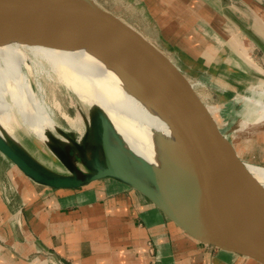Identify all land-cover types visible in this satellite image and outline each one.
I'll return each mask as SVG.
<instances>
[{"label":"crops","instance_id":"1","mask_svg":"<svg viewBox=\"0 0 264 264\" xmlns=\"http://www.w3.org/2000/svg\"><path fill=\"white\" fill-rule=\"evenodd\" d=\"M145 1L147 11L143 13L147 21L163 22L164 35L191 36L197 45L216 46V53L200 50L216 62L226 60L225 68L232 75L244 74L241 80L247 83L263 80L264 51L232 18L264 42V0ZM228 35L239 39L237 43L229 40L233 48L225 45ZM253 55H258L259 59L255 56L257 60H253ZM253 72L256 79L249 78ZM245 99L261 102L264 90H253ZM245 116L251 117L248 113ZM47 128H44V136L46 142H50ZM247 154L246 149L245 157L250 158ZM5 157L0 152V165L9 164L13 169L18 207L12 206L13 199L1 184L0 173V234L5 239L0 238V241L4 244L13 238L17 250L27 252L23 257L26 264L35 259L31 257L35 251L27 250L30 246L26 240L29 239L33 247L35 238L46 248L44 251L52 252L59 260L67 258L72 264H209L212 256L205 243L187 234L139 192L128 190L130 187L123 182L102 178L107 179L102 188L89 192L52 188L26 176ZM112 180H116L115 187L108 188ZM17 212H20L19 226L15 222ZM3 246L0 244V249L5 251ZM216 250L218 257L226 259ZM0 255V264L17 263V260L6 259L5 252ZM40 261L34 264H41Z\"/></svg>","mask_w":264,"mask_h":264},{"label":"water","instance_id":"2","mask_svg":"<svg viewBox=\"0 0 264 264\" xmlns=\"http://www.w3.org/2000/svg\"><path fill=\"white\" fill-rule=\"evenodd\" d=\"M26 4L36 12L0 9V40L62 46L39 31L38 20L51 23L69 35L92 40L97 47L115 56L118 61L113 63L118 70L160 98L176 119L189 121L194 127L203 128L206 134H219L208 112L207 105L210 104L196 91L195 82L172 58L171 51L150 38L149 33L103 8L95 0H37ZM232 19L264 51V42L235 18ZM97 115L101 124L100 146L104 166L95 167L92 173L81 172L71 178L42 174L28 167L1 139L0 151L26 176L52 188H77L102 178H114L147 198L196 240L264 264V189L248 173L243 162L238 160L235 167H227L223 171V183L217 185L218 188L212 187V182L205 186L183 184L164 169L154 166L151 176L156 187H151L118 163L108 141L105 119L101 113ZM245 144L249 147L251 143ZM247 159L257 163L256 159ZM212 191L215 194L213 200ZM224 196L231 198L229 205L217 203ZM219 217L223 221H218ZM37 253L52 258L56 264H63L52 252Z\"/></svg>","mask_w":264,"mask_h":264},{"label":"rangeland","instance_id":"3","mask_svg":"<svg viewBox=\"0 0 264 264\" xmlns=\"http://www.w3.org/2000/svg\"><path fill=\"white\" fill-rule=\"evenodd\" d=\"M95 1L103 8L125 18L128 22L139 27L146 33H151L150 38L155 40L159 45H162L163 47L170 50V55L172 58H175L182 69L188 74L190 79L195 82L194 86L196 91L207 104L211 105L210 106L206 104L208 107V112L218 129V135H212L209 133L206 134L203 128L200 129L194 127L193 129H186L185 127L189 124V121H181L176 119L173 115H171L168 107H164L166 104H164L162 100H160V98H158L155 94H152L157 100L156 108L153 110L155 116L154 119H156V124H158L160 128V133L173 148L182 150L184 149L183 145L190 146L191 149L196 148L195 151L198 152L199 156L195 155L193 160L197 164L201 163V165L205 164L208 166V169L211 171H206L207 178L213 177L212 179L215 178V180L220 182H222V174L220 175L218 172L224 171L227 167H235L238 160L244 163L247 171V164L255 165L264 169V100L261 101V103L245 99L247 94L253 90H264L263 80L259 79L256 83L251 81L247 83V80H241L244 79V74L232 75L229 70L225 68L224 63H226V60H222V62H216L215 60L211 59L210 56L207 57V54L201 52L200 50L207 49V53H216L218 51L216 46L214 48H207L206 46L197 45L196 40L191 38V36L185 37L164 35L163 30L166 26L163 22L160 20L147 21L143 13H146L147 11L145 8L147 7V1L145 0ZM186 28H189V26H186ZM235 32L238 34L237 30H235ZM232 39L236 43L239 42L238 38L228 35L225 45L232 47ZM207 42L210 41L207 40ZM245 43L248 45L250 44L246 38ZM12 54L13 62L15 61L16 63H13L9 60L7 62L0 58V100L4 101L5 103L9 102L8 95L6 93L10 91L13 92V90L16 91L14 94L16 101L18 102L19 106L22 107L28 118L34 123L42 141L46 143L44 128L48 127L47 131L49 132L50 136L58 141H56L53 146L58 147V151L60 150V152H63L65 156L70 158L72 165H74L72 175H79L81 172L89 174L95 171V167H103L104 163L102 160V154L98 152L96 148V146L100 147L101 142V124L100 120L97 119L98 105H93V124L95 127L94 133L93 130H87V113L80 107L79 104L76 103L73 90L66 84L64 80H60L59 85L58 83L53 85V82L45 79L43 74H40L36 71L35 66L31 61H28L30 62V65L28 62L24 64L19 59V61H16V54L14 51ZM255 56L257 59H259L258 55H253V58H255ZM214 58L216 59V56H214ZM248 58H251L249 57V54ZM256 58L253 60H257ZM249 78L256 79V73L253 72ZM258 84L259 86L256 87ZM62 113L69 115L73 119H75L77 116L79 117L80 115L79 118L82 123L80 127L81 133L78 130L71 128L66 123ZM246 113H248L251 117L245 116ZM182 128L183 132H181ZM181 134L183 139L179 137ZM0 135L4 138L8 137L13 140L19 147L25 150L33 160L40 163L50 171L56 172L60 175L69 174V171L66 169V167L62 164H59L58 161L56 163H52V165L49 166L41 162L31 151L29 145L25 141L19 139L18 135L1 117ZM74 142L82 146L80 150H77L73 146ZM245 142L251 143L249 147L246 146ZM247 148L248 157L256 159L258 164L245 157V150ZM87 150L91 152V156L85 154L87 153ZM12 171L13 169L11 165H0V173L2 174L1 184L4 186V188H7V193L11 195L13 199L12 206L17 208L18 206L16 205L15 201L16 197H14L16 194L15 190L17 185L13 184V182L16 184V179ZM213 171H216V173ZM106 180L107 179H99L77 188L66 189L82 190L88 192L100 190ZM128 190L132 191L133 189L130 187ZM0 237L3 238L1 234ZM13 241V238H11V241H6L4 244L2 241H0V244L4 245L3 249L5 250L3 251L0 249V254L5 252V257L8 256L6 259L10 258L14 259L15 261L17 260L16 264H26L23 260V257L26 256L27 252L24 250H17L13 244ZM27 241L28 246H30L28 247L30 249L27 250H30V252L31 250L35 251L31 256L35 259H32L29 264H34L39 260H41V264H55L52 262V258H47L36 252V250L44 251L43 249H46L38 244L36 238V245L33 247L31 245V241L29 239ZM204 246L197 245V247L200 248ZM150 248V250H152V246H150ZM206 248L210 249L211 256L212 258L214 257L215 260L214 261L211 258L209 260V264H260L250 257L235 255L231 252H226L220 249V254L226 258L222 259L218 257L220 255H218V251L215 248L210 246H207ZM153 255L155 256V252ZM61 261L65 264H72V262L67 258H61ZM200 261L201 260H198L197 262Z\"/></svg>","mask_w":264,"mask_h":264},{"label":"bare ground","instance_id":"4","mask_svg":"<svg viewBox=\"0 0 264 264\" xmlns=\"http://www.w3.org/2000/svg\"><path fill=\"white\" fill-rule=\"evenodd\" d=\"M29 1L35 2L37 0H0V9L35 13L34 8L26 4ZM36 24L40 28L39 31L41 33L62 46L23 40H0V58L7 62L8 60L13 62L12 52L14 51L16 61L21 60L24 64L31 61L36 71L43 74L45 79L53 82V85H56L55 83L59 85V81L64 80L73 90L76 103L87 113V130H93L94 133L93 105L97 104L98 113L103 115L108 129V141L121 166L151 187H156V182L151 176V169L154 166L164 169L183 184L190 183L197 186H205L212 182V187L216 188L219 187L217 185L222 184L215 178L212 179L213 177L207 178L206 171H211L208 166L205 164L201 165V163L197 164L193 160L195 155L199 156L198 152L195 151L196 148L191 149L190 146L183 145L184 149H175L163 137L158 124H156V119H154L153 110L157 105L156 97L153 96L154 93L145 85L118 70L113 63V61H118L115 56L109 51L97 47L94 41H87L82 37L64 33L51 23L38 20ZM28 64L30 65V62ZM15 93V90L6 93L9 102L5 103L0 100V117L18 135L19 139L29 145L31 151L41 162L49 166L58 161L59 164L64 165L72 173L74 165H72L70 158L60 152V150L58 151V147L53 146L57 141L53 137L50 136V142L45 141L46 143H44L42 141L34 123L16 101ZM164 107H167V105ZM62 115L71 128L81 133L80 127L82 123L79 118L80 115L75 119L65 113H62ZM185 128L193 129L194 126L189 123ZM182 130L183 128L181 132H183ZM179 137L183 139L182 134ZM0 139L28 167L38 173L65 178L76 176L74 174L60 175L52 172L33 160L13 140L8 137L4 138L1 135ZM73 146L77 150L82 147L75 142ZM96 148L98 152L103 154L101 146H96ZM86 152L85 154L88 156L92 155L89 150ZM247 167L248 173L264 189V169L250 164H247ZM213 172L216 173V171ZM218 173L221 175L223 171ZM115 181L112 180L113 183L109 181L108 188L115 187ZM214 195L212 191L211 200H213ZM218 202H224L229 205L231 198L224 196V198L218 199ZM19 214L20 212H17L15 217V222L18 226L21 223ZM221 219L219 217L218 221H223ZM1 239L3 240L4 238Z\"/></svg>","mask_w":264,"mask_h":264},{"label":"built area","instance_id":"5","mask_svg":"<svg viewBox=\"0 0 264 264\" xmlns=\"http://www.w3.org/2000/svg\"><path fill=\"white\" fill-rule=\"evenodd\" d=\"M62 262V261H61ZM63 264H65L64 262H62ZM56 264V263H55Z\"/></svg>","mask_w":264,"mask_h":264}]
</instances>
